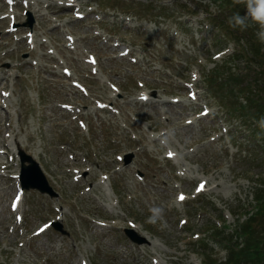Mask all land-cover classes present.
Wrapping results in <instances>:
<instances>
[{
  "label": "rangeland",
  "instance_id": "374dc122",
  "mask_svg": "<svg viewBox=\"0 0 264 264\" xmlns=\"http://www.w3.org/2000/svg\"><path fill=\"white\" fill-rule=\"evenodd\" d=\"M29 1L13 20L0 0V264H202L204 247L225 261L211 229L246 220L264 177L260 132L222 102L247 105L239 87L264 83L248 38L225 35L229 10L213 0ZM261 45L252 60H264ZM230 65L236 78L215 73ZM21 151L53 194L25 189L13 212ZM153 206L164 209L156 224Z\"/></svg>",
  "mask_w": 264,
  "mask_h": 264
},
{
  "label": "trees",
  "instance_id": "16d2710c",
  "mask_svg": "<svg viewBox=\"0 0 264 264\" xmlns=\"http://www.w3.org/2000/svg\"><path fill=\"white\" fill-rule=\"evenodd\" d=\"M218 1L220 5L225 6V9L229 10L228 18L234 12H240V14H243L242 12H246L245 6L242 4H234V0H213V2ZM210 17L209 18L212 20V18H216V15H212L210 13ZM227 20L225 19L224 21L227 22ZM223 26L228 30L226 31L224 29L226 37H230L235 40L236 38L232 36L235 35L234 33L238 30L230 27L228 23L227 25L224 24ZM215 27H219L220 29L224 28L219 25H215ZM242 33L244 37L248 38V44L251 46V55H253V57H257L254 54L255 50H257V54L258 50H260L259 48H261L262 45L253 42L257 39L254 34V30H252V28H248L247 30L242 31ZM242 51L244 52L243 48L241 49V53ZM237 52L238 49L235 48L233 56ZM238 53H240V51ZM252 58L251 61H255L258 64L264 66V60H260L259 58L258 60H256L257 58L252 60ZM226 64L227 61H223L222 65L224 66ZM228 69V72H224L221 71V67H217L215 73L220 71V73L225 76L224 79L236 78V76L233 75L235 73L232 71L231 65L228 67ZM255 74L264 77V68L261 69L258 67V70L255 72ZM238 90L244 92L247 105L240 104L238 101H233V98H231L229 102H226V100H222V102L224 104L226 103L227 107L230 108V112H239V116L246 125L245 128L250 127V132L252 134L256 135L257 133L255 132H260L259 137L262 138L261 142L264 143V131H261L256 123L261 117H264V102H257L255 100L256 95H258L257 91H259L258 93L264 92V83L261 82V84H259L257 81H247L246 88L239 87ZM238 90L233 89L234 94ZM257 100L263 101L260 97ZM253 207L255 210L252 209L250 216L246 220L237 223L236 227L233 228L231 232L227 231L230 227L226 225L224 221L220 222V225L215 224L214 227H212L211 230L213 235L211 240L226 250V260L219 262L218 260L211 259L210 248L204 247V252L202 254V264H264V177L261 181V185L254 189Z\"/></svg>",
  "mask_w": 264,
  "mask_h": 264
},
{
  "label": "clouds",
  "instance_id": "9594fccd",
  "mask_svg": "<svg viewBox=\"0 0 264 264\" xmlns=\"http://www.w3.org/2000/svg\"><path fill=\"white\" fill-rule=\"evenodd\" d=\"M234 4L244 5L246 13L241 15L240 12H234L227 20L229 26L233 29L238 28L240 31L255 26L257 28L255 36L261 44H264V0H234ZM256 123L259 129L264 131V117ZM149 211L151 214L147 218L148 223L156 224L163 220V207L153 206Z\"/></svg>",
  "mask_w": 264,
  "mask_h": 264
},
{
  "label": "water",
  "instance_id": "95a60500",
  "mask_svg": "<svg viewBox=\"0 0 264 264\" xmlns=\"http://www.w3.org/2000/svg\"><path fill=\"white\" fill-rule=\"evenodd\" d=\"M31 23L29 25L31 26ZM21 156V163H22V170L20 175V180L22 182V186L26 189H36L41 193H49L53 194V190L51 186L49 185V182L43 173L40 164L30 155L24 153L23 151L20 152ZM131 159V155L127 157L126 162H129ZM28 163V165L26 164ZM29 174H32L33 183L29 181V178L31 176H28ZM55 226L62 230L60 225L55 224ZM129 238L138 244H143L148 242L146 238L136 236L134 233L130 230L125 231Z\"/></svg>",
  "mask_w": 264,
  "mask_h": 264
},
{
  "label": "snow or ice",
  "instance_id": "6c2138e0",
  "mask_svg": "<svg viewBox=\"0 0 264 264\" xmlns=\"http://www.w3.org/2000/svg\"><path fill=\"white\" fill-rule=\"evenodd\" d=\"M9 3L11 4L12 3V0H9ZM94 62V61H93ZM169 155H172L171 153H169ZM200 188L202 189L203 188V185H201L200 186ZM200 189H198V191H199ZM179 199L180 200H184L185 199V197L183 196V195H181L180 197H179ZM17 200H19V197H17ZM45 227H47V226H45ZM45 230V228H41L39 231L40 232H43Z\"/></svg>",
  "mask_w": 264,
  "mask_h": 264
},
{
  "label": "bare ground",
  "instance_id": "6f19581e",
  "mask_svg": "<svg viewBox=\"0 0 264 264\" xmlns=\"http://www.w3.org/2000/svg\"><path fill=\"white\" fill-rule=\"evenodd\" d=\"M19 3H22V2H18L17 3V5L19 4ZM27 3L28 4H31L32 2H29V0H27ZM32 4H34V3H32ZM10 13H13V10L10 12ZM7 16V15H6ZM7 33H9V32H7ZM1 40V39H0ZM1 46V45H0ZM0 72H3L2 74H4V72H5V70L3 69V68H0ZM7 72H5V74H6Z\"/></svg>",
  "mask_w": 264,
  "mask_h": 264
}]
</instances>
